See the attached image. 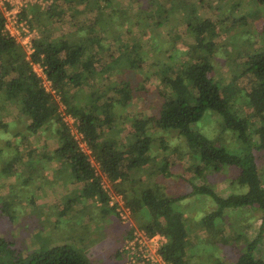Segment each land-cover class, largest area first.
<instances>
[{"label": "trees", "instance_id": "16d2710c", "mask_svg": "<svg viewBox=\"0 0 264 264\" xmlns=\"http://www.w3.org/2000/svg\"><path fill=\"white\" fill-rule=\"evenodd\" d=\"M78 1L82 0H51L46 10L40 9V4L34 3L28 6V10L21 12L20 19H26L28 28L38 31L37 35L31 38L30 52H26L6 30L5 17L0 12V109L13 104L17 111L27 118L26 129L32 134L56 124L57 144L50 151V155L68 165L72 180L82 182L86 194L98 198L103 214L113 213L117 220L123 223L116 210L118 203H109V193L100 183L102 177H105L130 212L132 226L127 230L128 239L134 228L145 231L149 236L159 233L166 241L158 252L167 264H196L189 259L188 251L192 246L191 230L186 223L185 212L179 204V201L187 196L160 195L155 188L138 186L128 179V169L136 166L137 159L124 164L115 144L109 140H100V131L107 128L112 121L113 100L110 96L105 99V114L102 116L92 103L103 98L106 91L90 93L88 96L91 104L78 105L70 97V93L89 85L91 81L99 79L103 85L106 80H112L111 75H119V61L121 64L118 65H124L128 71H135L143 64V56L136 52L135 45L129 46L128 42L123 41L117 47L120 51L118 55L115 58L110 57L109 62L97 68L101 57L95 52V45L100 41L95 40L94 29L96 25L101 26L103 20L113 16L112 0H104L101 6L91 10L94 12L93 19L84 28L87 30L84 36L86 45H73L67 35L61 34L57 37L45 30L53 25L52 17L72 14L73 9L66 12L64 8L73 7ZM171 1L164 0L163 4L148 7L146 2V6L140 8L130 5L128 10H122L121 17L130 23L133 14H137L135 24L140 29L146 27L152 30L164 24L169 27L176 14L183 18L181 21H191L200 16L199 10L204 7L202 0H174L177 8ZM28 12H32V19L27 18ZM42 12L47 13L50 18L39 25L34 24L33 19ZM202 17L190 27L191 33L195 32L198 36L191 45L194 55L183 61H173L171 53H168L169 61L158 63L155 75L158 78L156 92L160 105L153 129L175 130L184 138L191 154L187 162L188 168L192 169L195 178L203 181L199 184L191 181L190 194L196 197L208 196L214 205L199 218L205 231L212 234L215 231L222 233L218 222L224 219L228 209L249 207L260 213V223L254 236L250 239L244 238L240 242L239 235L232 234L229 245L236 255L231 264H264V255L261 254L264 249V183L257 164V158L261 157L259 154L264 152V42L261 41L260 45L247 49L243 71L237 76H232L231 83L221 85L212 76L215 43L210 38L207 40V36L213 34L212 17ZM261 34L264 36V24ZM174 36V40H181L177 33ZM147 39L152 41L153 34H149ZM170 44H173V39ZM104 49L107 53L109 46ZM87 55L89 57L84 60ZM35 66L40 68L41 73H38ZM112 71H115V74ZM117 79L109 89L118 96L129 97L137 89L132 86L129 78ZM45 80L49 82V89L43 83ZM237 81L247 85L239 84V87H235ZM237 88V92L246 89L243 90L242 101L249 109L247 113H241L234 107ZM207 110L219 116L222 130L235 134L237 146L234 153L193 127ZM66 115L73 119V127L82 136L81 140L86 143L89 153L82 149L71 132L65 120ZM149 121L150 118L147 117L131 122L134 132L137 133L135 144L138 156L150 150L154 138L146 131ZM17 160L15 157L10 162ZM34 162H26V167H30L33 173L38 169ZM95 165L100 174L96 172ZM224 168L237 171V184L244 186V191L222 195L204 182L207 173ZM12 173L15 171L10 172ZM3 205L6 207L7 204ZM122 238L123 236L119 237V242ZM10 245V241L0 237V264H87V260L73 244L34 247L21 257L9 256ZM121 253L118 248L115 249L116 255ZM212 264L224 263L217 258Z\"/></svg>", "mask_w": 264, "mask_h": 264}, {"label": "rangeland", "instance_id": "374dc122", "mask_svg": "<svg viewBox=\"0 0 264 264\" xmlns=\"http://www.w3.org/2000/svg\"><path fill=\"white\" fill-rule=\"evenodd\" d=\"M40 1L43 4L40 9L49 8L51 0ZM103 1L82 0L73 7L67 6L64 10L68 12L73 9V13L52 17L53 25L45 30H49L57 37L61 34L67 35L73 45H86L84 36L87 30L84 28L93 19L94 12L91 10L101 6ZM112 1L113 16L111 19L103 20L101 26L96 25L94 29L95 40L100 41L95 45V52L101 57V61L97 62V68L109 62L110 57L115 58L118 55L120 51L117 47L123 41L128 42L129 46L135 45L136 52L143 56L142 67L128 71L124 65L121 67L118 65L121 61L116 62L118 70L121 71L119 75L115 77L111 75L112 80H106V84L103 82V85L99 79L91 81L89 85L70 93V97L78 105L88 104L90 93L106 91L103 98L92 103L102 116L105 114L103 106L105 99L110 96L113 100L112 121L107 128L100 131V140L113 142L121 153L120 158L124 164L137 159L136 166L128 169V179L138 186L155 188L160 195L187 196L180 200L179 204L185 212L186 223L191 230L192 246L188 251L190 261L196 264H212L213 260L219 258L224 264H231L236 256L229 245L232 241L231 235H239L240 242L244 238H252L260 223V213L249 207L226 210L224 219L218 222L222 233L215 230L214 234L209 233L200 225L199 218L214 205L208 196L196 197L190 194L192 189L190 182L199 184L203 181L195 178L192 169L188 168L187 162L191 154L184 138L175 130L153 129L157 108L160 105L156 92L158 78L155 71L159 61H169L168 53H171L173 61L191 58L194 55L191 45L198 36L195 32L191 33L190 27L198 23L202 16H211L213 34L207 36V40L210 38L215 43L212 76L221 85L231 83L232 76H237L243 71L246 50L260 45L261 41L264 42V36L261 34V27L264 24V0H202L204 7L199 10L200 16L197 18L181 21L183 18L176 14L171 19L169 27L168 24H164L152 30L146 27L140 29L135 24L137 14H133L130 23L126 22L121 17L122 10H128L130 5L140 8L146 6V2L147 7L156 6L164 0H138L137 3V0ZM172 1L174 4V0ZM27 5L29 6L27 3L23 11L28 10ZM174 7L177 8L175 4ZM107 10L108 8L105 11ZM27 15L32 19V12H28ZM49 18L47 13L42 12L36 15L33 22L39 25ZM9 30L25 51L29 52L27 39L29 35L25 34L27 29L11 26ZM34 30L30 36L37 35L38 31L35 30V33ZM176 33L180 41L174 40ZM149 34H153L152 41L147 39ZM171 39L173 44H170ZM105 46H109L107 53ZM88 57L89 55L83 59L86 60ZM35 69L41 73L40 68L35 66ZM112 72L115 74V71ZM123 73L128 75L123 76ZM116 77L129 78L132 86L137 89L129 97L118 96L109 89L115 80L118 81ZM237 82L235 87H239V84L247 85ZM243 90L240 92H237L238 88L235 90L237 98L233 102L239 112L247 113L249 109L242 101ZM61 106L63 107L62 104ZM147 117L150 121L146 125V131L154 138L150 150L138 156L135 144L137 133L134 132L131 122ZM26 126L27 118L21 115L13 104L0 109V237L11 243L9 256L21 257L34 247L46 248L68 243L78 248L87 264H129L124 246L130 226L119 222L113 213L104 215L103 210L99 208L101 204L98 198L86 194L83 183L72 180L68 165L50 155V151L57 144L56 124L37 134L30 133ZM193 127L217 144L220 143L219 145L228 151L235 152L234 148L237 146L235 134L229 130H222L219 116L212 111H205ZM259 155L261 157L257 158L258 170L264 183V152ZM15 157L18 160L11 163ZM28 160L36 163L38 169H35L34 173L30 167H26ZM94 167L100 174L97 166ZM8 171L15 173L10 174ZM236 179L235 169L224 168L207 173L204 182L218 193L227 195L244 191L245 187L237 184ZM100 183L108 191L110 202L119 199V194L110 187L105 177H102ZM3 203L7 204L6 207ZM122 236L119 242L118 239ZM116 248L122 252L120 255L115 254ZM261 254L264 255V249Z\"/></svg>", "mask_w": 264, "mask_h": 264}, {"label": "built area", "instance_id": "2783aa9c", "mask_svg": "<svg viewBox=\"0 0 264 264\" xmlns=\"http://www.w3.org/2000/svg\"><path fill=\"white\" fill-rule=\"evenodd\" d=\"M33 5L34 3H38L41 6H43L42 2L40 0H0V12L3 13L5 17V28L6 30L14 36V34L11 33L9 28L11 26L16 27H22L23 29H27L25 34H28V49L29 52L31 51V38L35 34H31V31L28 28L26 19H20L21 12L23 11V8L26 4ZM28 6V5H27ZM30 15H27V18H29ZM34 30V29H33ZM36 33V31L34 30ZM41 71V70H40ZM47 89L50 88L49 82L46 80L43 82ZM65 120L69 124L71 132L74 134L75 138L78 140L79 145L82 147V149L89 153V149L86 146V143L81 140V135L77 133L76 129L73 127V119L66 115ZM119 199L116 201L118 203V206L116 207V210L119 212L120 219L123 223L128 224L129 226H132V220L130 217V212L128 208L124 207L123 201L121 196L119 195ZM110 204H114V202H110ZM166 241L165 237L159 233H156L154 235H147L145 231L134 228L132 235L130 239H127L125 243V250L128 254V262H132L133 264H143V263H152V264H167L165 260L161 257L159 254V248L160 246Z\"/></svg>", "mask_w": 264, "mask_h": 264}]
</instances>
